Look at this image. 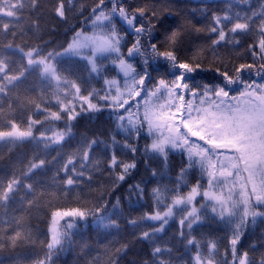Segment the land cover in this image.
<instances>
[{"label": "snow or ice", "instance_id": "1", "mask_svg": "<svg viewBox=\"0 0 264 264\" xmlns=\"http://www.w3.org/2000/svg\"><path fill=\"white\" fill-rule=\"evenodd\" d=\"M211 2L56 0L82 19L36 61L53 106L0 127L38 145L0 189V264H264V151L246 150L264 147V0Z\"/></svg>", "mask_w": 264, "mask_h": 264}, {"label": "trees", "instance_id": "2", "mask_svg": "<svg viewBox=\"0 0 264 264\" xmlns=\"http://www.w3.org/2000/svg\"><path fill=\"white\" fill-rule=\"evenodd\" d=\"M73 2L91 4L93 0H73ZM226 2L227 0H212L210 6L223 8ZM55 7L56 0H0V61L3 69L7 66V71L0 75V127L6 128L7 121L13 119L18 122L25 121L29 114L34 115L36 119H41L44 114L35 112L37 104L45 106V101H48L46 106H53L50 101L56 90L54 81L47 75L41 78L40 65L36 63L29 66L23 51L39 49L34 55V57H39L51 51L60 52V45L66 40H71L73 33L66 32V30L82 18L76 16L74 11H70L67 22L61 23L54 15ZM221 51L224 50L221 49ZM246 62L250 63L251 59ZM26 69L27 73L24 74ZM21 75L23 79H17ZM96 86L100 85L96 84ZM141 146H143V141H141ZM34 148H38V145H33L31 141L21 143L6 139L0 142V189L10 178L22 176ZM56 151L58 150H53L51 155H55ZM41 155H43L42 151ZM24 183L25 180L22 178L19 190L12 193L8 205L10 220L13 215L22 214L21 209L17 207L20 203L19 197L23 194L30 198L32 195L24 188ZM3 211L0 208V218H3ZM23 215L34 228L36 226L45 227L37 219L38 216L43 215L40 209L33 208L30 214L23 213ZM84 239L95 245L96 235L89 230L84 234ZM163 239H167V236ZM78 251L79 249L69 253H60L55 264H70ZM96 255L97 252L93 251L92 256ZM99 255L102 264L103 253Z\"/></svg>", "mask_w": 264, "mask_h": 264}, {"label": "rangeland", "instance_id": "3", "mask_svg": "<svg viewBox=\"0 0 264 264\" xmlns=\"http://www.w3.org/2000/svg\"><path fill=\"white\" fill-rule=\"evenodd\" d=\"M27 52L28 51H23V53H24L25 56H26V53ZM39 57H34L33 56L30 59L33 60V64H36V61L38 60ZM57 63L60 65V67H64L68 63H70V61L68 60L67 57H60V58H58ZM78 69H79V73L81 75H84V76H85V74L87 75V71H86L85 67L82 64L78 66ZM2 70H3V65H2V62L0 61V71H2ZM112 75H115V73L113 72ZM49 78H51V77L49 76ZM6 139H11V138H5L3 140H6ZM3 140H0V142H2ZM246 150L249 152L250 155H253L254 156L259 151H264V147H261L258 144H250V145L247 146Z\"/></svg>", "mask_w": 264, "mask_h": 264}]
</instances>
